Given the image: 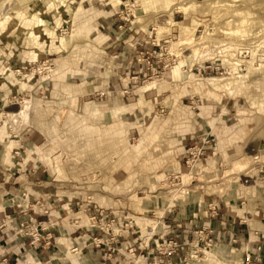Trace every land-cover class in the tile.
Here are the masks:
<instances>
[{"label": "rangeland", "instance_id": "1", "mask_svg": "<svg viewBox=\"0 0 264 264\" xmlns=\"http://www.w3.org/2000/svg\"><path fill=\"white\" fill-rule=\"evenodd\" d=\"M1 235L0 264H264V0H0Z\"/></svg>", "mask_w": 264, "mask_h": 264}, {"label": "crops", "instance_id": "2", "mask_svg": "<svg viewBox=\"0 0 264 264\" xmlns=\"http://www.w3.org/2000/svg\"><path fill=\"white\" fill-rule=\"evenodd\" d=\"M115 20V24L113 23V27L111 29V31L113 33H115L116 35H120V39H124L128 36V34L130 33V31L128 29L125 30H121L120 32L117 31V29H123L124 26H126L127 24H122L119 23V19L116 18ZM118 22V23H117ZM118 38V37H117ZM116 38V40H117ZM139 38V36H138ZM10 201H8L7 203H3L6 204L4 206V208L8 211H10V213H13L16 211L15 207H13L12 203H9ZM4 239V238H3ZM2 239V235L0 236V257L4 256V258L6 259L5 261H9V260H17L18 257L23 254L25 252V250H27L25 248L26 245V239H24V242L22 241V239H16V236H9L8 239L3 240ZM217 246V245H216ZM219 247V246H218ZM31 252L34 253L33 249H31ZM223 254V250L220 248V254L218 255L221 256Z\"/></svg>", "mask_w": 264, "mask_h": 264}, {"label": "bare ground", "instance_id": "3", "mask_svg": "<svg viewBox=\"0 0 264 264\" xmlns=\"http://www.w3.org/2000/svg\"><path fill=\"white\" fill-rule=\"evenodd\" d=\"M208 81H207V83L209 84V85H211V86H213V87H218L217 85H218V82H217V80L218 79H216V78H209V79H207ZM25 107H27V106H25ZM24 107V108H25ZM21 113H24V110L21 112ZM208 255H210L209 257H212L213 256V251L212 252H210ZM208 257V256H207ZM209 259V258H208Z\"/></svg>", "mask_w": 264, "mask_h": 264}, {"label": "built area", "instance_id": "4", "mask_svg": "<svg viewBox=\"0 0 264 264\" xmlns=\"http://www.w3.org/2000/svg\"><path fill=\"white\" fill-rule=\"evenodd\" d=\"M200 70H201V69H200ZM154 71H155V68H154V69H152V72H153V73H155ZM157 73H158V72H157ZM147 74H148L147 72H146V73H144V76H146Z\"/></svg>", "mask_w": 264, "mask_h": 264}]
</instances>
